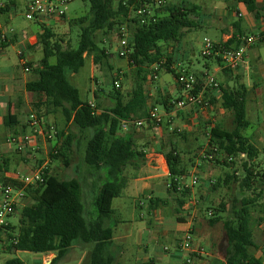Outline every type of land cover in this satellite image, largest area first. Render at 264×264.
Here are the masks:
<instances>
[{
    "label": "trees",
    "instance_id": "obj_1",
    "mask_svg": "<svg viewBox=\"0 0 264 264\" xmlns=\"http://www.w3.org/2000/svg\"><path fill=\"white\" fill-rule=\"evenodd\" d=\"M84 1L90 3L89 19L81 17L71 21V24L80 30L78 47L74 48L62 37H58L52 28L39 25L43 33L39 36L38 45L43 57L39 67L33 70L35 78L26 84V90L37 97V102L34 103L35 111L44 112L47 117L61 112L65 127H75L81 136L88 134L83 163L90 175L101 181L94 198L97 214L94 220L89 219L85 211L81 179H62L49 168L46 171L45 182L27 190L30 202L19 211L18 227H12L18 232L17 243H10L6 252L54 253L56 257L50 264H57L76 244H93L89 255L91 264L116 263L115 257L108 253V246L114 237V226L108 225L115 214L113 202L121 196L127 185L126 169L135 161L144 158V154L131 137L119 135L120 124L128 120L150 122L149 97L144 89L148 82L147 77L152 73L153 67H158L159 71L164 69L177 79V70L173 69L174 60L168 54L167 47L179 43L187 30L196 27L192 15H196L198 11L197 6L185 8L183 5L166 4L157 13L156 22L140 25L133 16L134 9L131 8L134 0ZM225 1L228 4L245 5L254 19L264 26V2ZM3 2L5 7L0 9L1 15L15 10L16 0ZM124 25H128L131 33L130 44L133 52L127 59L133 69L134 88L124 95L120 91L121 88L117 89L114 85V93L107 95L112 99V105L103 107L99 103L94 104L93 108L91 103L81 99L80 91L72 84L71 77L84 68L88 58L92 57L95 65L108 64L110 53L96 42V34L98 32L113 34ZM261 33H264V27ZM245 35L234 34L225 45L239 47L238 37ZM224 72L227 79L232 80V85L226 89L220 84L221 106L232 115L231 127L227 128L224 123H217L210 129H205L206 151L201 161H214L219 166L229 168L244 155L240 189L243 193L250 191L256 193L257 185L264 182V171H256L254 162L258 159L260 151L253 143L252 137L244 135V131L251 126L248 120L247 87L240 75H234L227 69H224ZM114 81L115 75L113 84ZM94 96L99 99L97 92ZM159 105L168 111L174 108L170 98H163ZM4 123L7 129L17 133L18 121L15 115H7ZM175 134L177 137L186 138L184 133L176 131ZM76 139L77 136L71 130L65 134L64 129L61 131L58 129L53 145L59 150L54 158L62 156L67 165L68 153L71 152L73 141ZM201 148L197 149L198 153ZM198 153L186 159L174 147L166 156L169 192L178 195L176 199L178 206L185 203L187 189L177 192V187L181 178L195 165ZM8 170L7 161L1 155L0 174ZM237 172L226 173L223 185L230 186V181L233 180L239 182ZM4 180L2 176L0 181ZM219 182L214 185V192L220 186ZM262 194L260 190L254 198L244 196L241 206L232 205L230 215L225 219L221 216L225 212V205L221 203L218 213L207 218L206 224L218 234L223 247V250L218 252L223 259L219 264H264L263 259L255 255L258 246L255 243L253 228L261 220L255 219L253 212ZM6 264L24 263L18 258H13Z\"/></svg>",
    "mask_w": 264,
    "mask_h": 264
},
{
    "label": "crops",
    "instance_id": "obj_2",
    "mask_svg": "<svg viewBox=\"0 0 264 264\" xmlns=\"http://www.w3.org/2000/svg\"><path fill=\"white\" fill-rule=\"evenodd\" d=\"M29 1L30 0H16V6L14 7H16V9L20 5L26 7ZM230 5L228 7H220L211 14L202 13L207 16L209 20H213L211 22V27H213L215 31L221 33V39L217 40V42H226L237 33L252 35L262 31L264 27L263 24L254 19V16L248 12L245 5L234 3ZM14 11L15 10H12L11 13ZM11 13L4 15L0 14V27L4 30L8 27H12L15 30V32L8 37L7 43L0 41V148L9 166V170L6 172L7 176L15 173L27 174L35 167L32 158L18 154L14 150V147L5 143L6 137L13 133V131L5 127L4 118L9 114L15 115L18 121L17 133L29 132L27 116L29 114L28 112L33 111L34 103L37 102V97L34 93L26 90V84L35 78L33 70L39 67L40 60L43 57L42 50L38 45L39 36L43 33L40 29V24L30 22L28 27L21 28V26H19L15 28V16ZM238 13L241 14L240 17L237 15ZM217 17L219 19L215 21ZM68 20L71 19L68 18ZM2 22H7L8 24L5 26ZM63 23L64 21H49L43 25L54 29L53 27L63 25ZM182 40L178 43L180 51L175 54V59L178 53L183 52L181 47ZM11 45L20 46V49L17 51L18 61L14 65L9 64L10 60L5 54L6 49ZM259 45L251 47L248 53L264 44ZM20 52H23L22 57L19 55ZM248 53L247 56L251 63V57ZM108 59V64L95 65L91 57L92 75L95 73V66L98 67L99 70L104 68L102 70H104L105 75V68L108 67V69L112 71L117 61L111 54ZM253 61L262 65L264 63L260 55L255 56ZM176 62H178L179 66L182 64L184 65L182 60H174L173 69L175 70ZM24 63L30 68L29 72L24 71ZM256 67L259 71V80L256 83L255 79H253L252 85H248L247 87V92L249 93V103L252 101L253 103H258L260 112L264 111V66L258 67L256 65ZM195 72L199 73L202 77L206 74L214 78L220 75L223 82H219L218 78L215 79L226 89L232 85V80L227 79L222 63L218 60L209 59V62L205 64L204 70ZM113 74L112 72L111 77ZM173 77L175 79L174 87L176 91L173 89L172 82L166 79L165 76H162L158 84L154 87L150 86L149 82H147L144 87L145 93L149 97L148 108L153 104H156L158 108H163L162 113L165 121H163L162 125H155L151 122H147L143 127L131 125L127 132H123L124 136L131 137L134 140L139 150L144 154V158L135 161L132 166L126 169L125 176L128 180L121 196H123V194H128L130 197H133L138 208L142 209L146 207V215L144 213L140 214L139 218L141 221H136V217L133 215L132 227L125 225L123 229H119L121 226L120 222L112 224L111 221L113 219H111L108 225L114 226V237L111 244L108 246V253L114 257L117 251H119V255H125L130 252L126 244L130 245L131 243L132 246L136 247V254L138 255V258L135 257L134 264H185V254L178 250L177 244L182 239L186 229L192 226L195 232L196 244L203 247L206 251V255L201 257L194 264H219V262H223V259L218 254L219 245L216 242L217 239L215 240L217 235H215L214 231L206 224L208 217L206 215L207 207H205L209 201L214 185L217 184L213 177H215L219 165L214 166L210 163L208 164L206 160L201 161L205 156L206 144H200L199 136L201 135L204 140L205 129H210V127L217 123H223L225 118H231L232 115L221 106L220 90L213 89H208L205 94L212 105L210 109L193 107L176 111L175 107H169L170 110H166L164 106L159 105L163 98H170L174 101L183 94V91L176 82L175 75H173ZM152 87L155 88L156 92L153 91ZM133 88L134 82L126 94L130 93ZM98 91L100 90H93L94 94L95 92L98 93ZM175 94L177 96H175L174 99ZM103 95L104 98L99 97V99L95 98V100L88 102L96 105L104 102L107 106H103L102 104L103 107H110L112 105V99L105 93H103ZM178 126H182L179 128L181 131H178L176 128ZM249 128H252V124ZM176 131L186 134V138L177 137L175 134ZM254 134L256 137L263 139L262 133L259 134L258 131L251 133L247 137H252L253 139ZM174 147H176L186 159L188 156H193L198 153L197 149L202 147L195 160V165L190 169V171H196L199 183L186 190L187 195L184 199L185 203L182 206H178L177 204L176 199L178 195L169 192V169L166 156ZM41 150L35 154L38 160V154L41 153ZM100 183L101 181H99L96 176L86 183L83 182L82 198L91 201V195H93L94 205V198ZM142 197H145L144 201H141ZM146 202L148 203L146 204ZM78 245H81L82 248L83 246H87L83 257L90 255L93 244H77V246ZM74 247H76V245L71 247L70 250ZM165 247H169V250L165 251ZM209 249L213 253L210 254L215 260L214 262H210L209 260ZM257 251L258 254H255L256 257L262 258L264 249L257 248ZM40 256H42V258H40L42 264H50L56 257V254H39V257ZM116 258L117 257H115V259Z\"/></svg>",
    "mask_w": 264,
    "mask_h": 264
},
{
    "label": "rangeland",
    "instance_id": "obj_3",
    "mask_svg": "<svg viewBox=\"0 0 264 264\" xmlns=\"http://www.w3.org/2000/svg\"><path fill=\"white\" fill-rule=\"evenodd\" d=\"M3 1V0H2ZM263 1L264 0H260ZM167 4L171 5H183L185 8H191L192 6H197L198 11L196 15H192L193 20L195 21L196 27L192 28L191 30H187L185 34V38L181 42V47L183 49V52H180L177 54V60L183 61L184 65H178V62H176V70L180 72L182 69H186L188 71H199L205 69V64L209 62V59H206L202 57L201 50H202V44L205 38H209L213 41H217L221 39V33L217 32L211 27V22L213 20H209L207 16H205L202 13L211 14L214 12V10H218L220 7L223 6H229L230 4L226 3L225 0H167ZM231 6V5H230ZM161 10V9H160ZM159 10V11H160ZM158 11V12H159ZM15 21L14 24L15 28H18L21 26L28 27L30 25V22L27 21L24 18L25 13V6L20 5L18 8H15ZM71 20H68V18ZM86 17L89 19L90 17V3L89 1H83V0H75L72 2L66 11V19L64 20L63 25L55 26L53 27L55 33L58 35V37H62L66 42H69L71 46L74 48L78 47L79 43V34L80 30L78 27H75L73 24H71V21L73 18H81ZM218 17L215 18V21H218ZM3 25H7L8 23L2 22ZM247 35V34H246ZM96 42L103 48H105L117 61L116 65L113 67V70L110 71L106 65V75L104 73V68L101 70L98 69V67L95 66V73L92 75V63L90 58L86 59L84 68L76 75L71 77L72 84L80 91V96L83 101H93L95 100L94 92L93 90H100L98 91V96L100 98H104L103 93L106 95H109L110 93H114L115 88L113 84V76L111 77V73H120L122 75L121 79V89L120 91L123 94H126L129 89L133 85V78L131 71L133 70L129 63L128 59H122L118 56V50L120 48V42L117 37V33L106 35L103 32H98L96 34ZM262 45V44H260ZM259 45V46H260ZM20 49L19 45H11L8 47L5 51V54L8 56L9 64L14 65L18 61L17 51ZM168 54L172 57L173 60L175 59V54L180 51V47L178 43H175L171 46L167 47ZM251 57V66L254 70V79L255 82L259 80V71L258 67L264 66L262 64H257L255 61H253V58L255 56L260 55L261 59L264 62V45L257 47L256 49L250 51L248 53ZM122 62V64H121ZM111 64V63H110ZM168 73L166 70L162 69L158 72V80L150 81V86H155L158 84L159 80L162 78V76H165L166 79L170 80L172 82V85L174 87L175 85V79L172 74H166ZM166 74V75H165ZM94 76V77H93ZM215 78H218V81H222L221 76L218 75V77L215 76ZM253 81V80H252ZM252 85V82H251ZM152 87V88H153ZM174 91L175 87L173 88ZM153 91L156 92L155 88H153ZM176 94L174 95V99ZM103 102V101H102ZM103 106H107V104L102 103ZM163 108L159 107L160 112H163ZM259 104L250 102L248 104V120L252 124V128L244 131V135L249 136L251 133L258 131V133H262L263 139L256 137L254 134L253 143L258 147L260 154L258 159L254 162L256 166V171L262 172L264 171V111L259 112ZM201 110V109H200ZM31 112H37L33 108V111ZM27 113V114H28ZM38 113V112H37ZM44 117V119L48 123H55L57 124V127L59 131L65 130V134H68V131L71 130L76 136L77 139L73 141L72 144V150L70 153H68V160L67 165L64 162V159L62 156L58 158H54L58 154L59 149L54 148L53 143H47L45 149L41 150V153H39V161H42L43 163L48 161V165L51 168V172L54 174L59 175L62 179H72V178H78L81 179L82 182L86 183L87 181H90L93 179V176L90 175V172L87 168V166L83 163V154L84 149L87 143V136L86 135H80L78 130L75 127H65V123L63 120V116L61 112H58L51 116H46L44 112L38 113ZM28 117V116H27ZM165 121V119L163 120ZM225 126L227 128L231 127L232 118H225L223 121ZM182 127V126H181ZM180 126L176 128H181ZM119 135L124 136L123 132H120ZM200 138V144L203 143L206 144V140L202 139L201 135ZM64 140V138H63ZM62 140V141H63ZM79 142V143H78ZM197 147V145H196ZM205 155V154H204ZM245 158H240L236 161L235 164H231L230 167H223L218 166L216 162H208V164H212L214 166H218V171L215 174V177L213 179L216 180V182H219V187L215 192H211L209 201L205 205L207 207L206 215L208 211H212L213 214H217L218 207L221 203L225 205L224 209L225 212L221 214V216L225 219L227 216L230 215V212L232 210V205L241 206V201L244 196L246 197H256V194L262 190V197L259 198L257 205L255 207V210L253 212V216L258 221L260 220V223L255 225L254 228V239L255 243L258 246L259 249H264V182H260L257 185V192L253 193L250 192H241L240 189V181L243 178V170H242V161H244ZM234 171H238L237 175L239 177V182H235L233 180L230 181V186H224L223 181L225 180L226 173H232ZM2 175H0L1 178ZM191 179H189V182ZM1 196V194H0ZM92 199L91 201L83 199V203L85 206V211L87 214V217L89 219H96V209L93 205V195H91ZM145 198V197H144ZM142 197L141 201H144ZM234 201H237L236 203ZM148 202H146L147 204ZM113 207L116 211L113 220L111 221L113 223L120 222V228L123 229V226L127 225L128 227H132V216L134 215L136 217V221L140 220V214L144 213L146 215V207L140 209L136 205V202H134L133 197H130L128 194H123V196H120L119 198L115 199ZM173 216V215H171ZM19 217L20 213H16L14 217L10 218V222L15 226L18 227L19 223ZM208 218H210L207 215ZM134 222V220H133ZM215 237L216 242L219 245L218 251L223 250V247L220 243V238L218 234ZM81 246V245H80ZM79 245L74 247L72 250L68 252V255L64 257L62 260L58 261L57 264H91L90 257H83L84 251L87 248V246L80 247ZM128 249L130 250L129 253L125 255H119V251H117L115 254L116 263L115 264H134L135 257L138 258V255L136 254V247L132 246L131 243L126 244ZM258 251L255 250V254ZM212 251L209 249V260L210 262H214L215 260L211 256ZM13 258L20 259L24 264H42V256L39 257V254H35L32 252H24V251H18L14 253L6 252V249H2L0 246V264H6L8 260H11ZM263 261H264V255H263Z\"/></svg>",
    "mask_w": 264,
    "mask_h": 264
},
{
    "label": "built area",
    "instance_id": "obj_4",
    "mask_svg": "<svg viewBox=\"0 0 264 264\" xmlns=\"http://www.w3.org/2000/svg\"><path fill=\"white\" fill-rule=\"evenodd\" d=\"M75 0H30L25 7L24 18L29 22L45 24L49 21H64L66 19V11L68 6ZM167 4V0H134L131 8L134 9V18L140 25H149L156 22L157 13ZM4 2L0 1V9L4 8ZM15 16V12L11 13ZM239 17L240 13L237 14ZM15 32L14 28L8 27L6 30L0 27V41L8 42V37ZM120 42L118 56L127 58L133 52L130 44L131 33L128 25H124L116 32ZM229 41V40H228ZM217 42L209 38H205L202 44L201 55L206 59H215L222 63L223 69L230 70L234 75H240L243 83L248 87L254 79V70L248 59L247 53L251 47L264 44V33L239 36V47H227L228 42ZM20 57L23 52L19 53ZM24 71L29 72L30 68L24 63ZM152 73L147 77L148 82L158 80V67L152 68ZM176 82L183 91L181 97L173 101L176 111L185 110L187 108L199 107L202 109H210L212 107L210 101L205 97L208 89L220 90V83L209 74L202 77L197 72L182 69L178 72ZM122 75L115 73L114 85L117 89L121 88ZM248 93V92H247ZM249 96V93H248ZM95 108L94 104H91ZM148 119L155 125H161L164 115L160 112L156 105L148 108ZM147 123L146 120L123 121L120 124V131L127 132L131 125L143 127ZM28 133H11L5 143L14 147V150L24 156L34 160L35 167L30 173H15L7 176L2 174L4 181H0V246L6 249L10 243H17V230L10 218L19 213L20 209L26 206L30 199L27 190L31 187H38L45 182L46 171L49 170L48 161H39L35 154L39 150H43L47 143H54L58 135V127L55 123H48L44 117L37 112H31L27 117ZM178 131H181L177 128ZM45 145V146H44ZM54 146V145H53ZM0 148V160H1ZM245 157L244 155L242 156ZM211 158V157H210ZM230 161V160H229ZM1 175V174H0ZM191 179L189 182L188 180ZM199 179L196 171L191 170L188 174L181 178L177 187V192L198 185ZM207 215L212 217L213 212L208 211ZM178 250L185 254V264H194L201 257L206 255L203 247L195 242V232L192 226H189L183 234L182 239L177 244ZM169 247H165L168 251Z\"/></svg>",
    "mask_w": 264,
    "mask_h": 264
}]
</instances>
